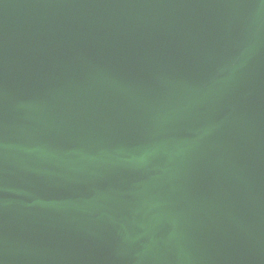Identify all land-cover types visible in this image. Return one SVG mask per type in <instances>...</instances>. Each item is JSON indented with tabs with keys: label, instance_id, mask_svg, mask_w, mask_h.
I'll return each mask as SVG.
<instances>
[{
	"label": "water",
	"instance_id": "water-1",
	"mask_svg": "<svg viewBox=\"0 0 264 264\" xmlns=\"http://www.w3.org/2000/svg\"><path fill=\"white\" fill-rule=\"evenodd\" d=\"M0 264H264V0H0Z\"/></svg>",
	"mask_w": 264,
	"mask_h": 264
}]
</instances>
